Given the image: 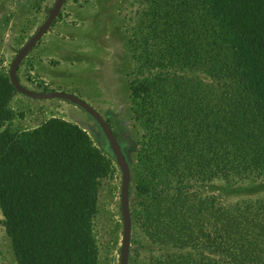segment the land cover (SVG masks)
Masks as SVG:
<instances>
[{
  "label": "trees",
  "instance_id": "1",
  "mask_svg": "<svg viewBox=\"0 0 264 264\" xmlns=\"http://www.w3.org/2000/svg\"><path fill=\"white\" fill-rule=\"evenodd\" d=\"M168 6L169 19L151 30L170 42L160 53L186 67L202 62L211 79L201 85L163 71L136 87L156 102L140 220L152 242L177 250L158 264H264V199L227 205L197 189L218 176L264 179V0H162ZM218 20L242 45L250 73L226 59ZM14 95L0 70V211L16 262L97 264L93 221L114 160L62 120L12 131ZM116 135L127 154L135 148Z\"/></svg>",
  "mask_w": 264,
  "mask_h": 264
},
{
  "label": "rangeland",
  "instance_id": "2",
  "mask_svg": "<svg viewBox=\"0 0 264 264\" xmlns=\"http://www.w3.org/2000/svg\"><path fill=\"white\" fill-rule=\"evenodd\" d=\"M56 0H0V70L9 76L17 52L44 23ZM210 4V3H208ZM162 0H66L48 33L24 59L19 70L21 82L37 92L49 90L74 94L92 105L110 122L120 137L134 143L128 150L132 167V242L130 264H158L165 253L177 250L152 242L140 215L145 196L142 185L150 173L148 143L155 99L135 92L146 78L170 73L193 83L210 82L202 62L186 67L177 55L161 54L169 40L151 34L153 28L169 19L171 8H161ZM208 9V6H205ZM168 17V18H165ZM216 35L226 59L238 63L246 73L242 45L222 21ZM162 55L160 63L152 57ZM163 66V67H162ZM11 108L16 119L12 131L33 130L51 119L73 124L87 133L101 149L103 135L97 124L78 106L60 100H34L15 92ZM114 173L101 180L98 210L93 230L98 247L97 264H120L123 239L121 216L122 173L113 161ZM204 197L222 204L255 202L264 199V179L231 182L218 176L197 188ZM0 211V264H17Z\"/></svg>",
  "mask_w": 264,
  "mask_h": 264
},
{
  "label": "water",
  "instance_id": "3",
  "mask_svg": "<svg viewBox=\"0 0 264 264\" xmlns=\"http://www.w3.org/2000/svg\"><path fill=\"white\" fill-rule=\"evenodd\" d=\"M66 0H56L54 6L48 10V16L44 23L38 28L36 33L17 52L10 65L9 78L12 87L18 94L25 95L31 99L60 100L67 101L83 109L88 116L95 121L100 129L103 138L105 151L115 161L122 173L121 183V216L123 221V239L120 249V264H130L131 242H132V212H131V182L132 167L126 151V145L120 141L110 123L102 114L84 99L62 91H42L37 92L25 86L19 77V70L24 59L36 47L38 42L48 33L55 20L58 18Z\"/></svg>",
  "mask_w": 264,
  "mask_h": 264
}]
</instances>
